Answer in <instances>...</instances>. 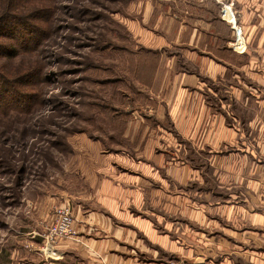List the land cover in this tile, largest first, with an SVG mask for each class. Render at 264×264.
I'll use <instances>...</instances> for the list:
<instances>
[{"label":"rangeland","instance_id":"obj_1","mask_svg":"<svg viewBox=\"0 0 264 264\" xmlns=\"http://www.w3.org/2000/svg\"><path fill=\"white\" fill-rule=\"evenodd\" d=\"M172 2L0 0V264H18L22 251L42 254L40 235L55 209L69 204L75 216L101 212L109 187L123 193L135 188L139 200L124 206L120 196L121 210L152 221L160 236L183 249H198L204 239L212 259L229 253L231 231L256 223L252 213L261 219L264 129L258 105L242 114L248 119L239 125V144L221 150L185 143L169 116L174 104L165 96L182 57L174 58L173 48L156 50L155 36L180 34ZM225 3V17L234 22L227 5L235 12L236 0ZM254 59L257 73L264 57ZM171 165L190 166L204 179L174 185L166 178ZM227 209L237 213L234 221L222 213ZM222 236L227 239L220 249ZM158 251L160 261L184 263L174 252Z\"/></svg>","mask_w":264,"mask_h":264},{"label":"crops","instance_id":"obj_2","mask_svg":"<svg viewBox=\"0 0 264 264\" xmlns=\"http://www.w3.org/2000/svg\"><path fill=\"white\" fill-rule=\"evenodd\" d=\"M226 1L173 0L171 19H179L176 14L181 16L180 34L155 36L156 50L173 48L174 58L182 57V70L174 75L171 94L169 91L165 96L166 103L174 104L169 116L187 140L185 143H208L213 145L211 150L239 144L238 136L242 133L239 125L245 126V119H248L242 114H249L251 108L253 111L255 104L262 111L261 129H264V97H261L264 69L257 73L253 70L254 56L260 55L261 61L264 57V0H246L245 7L239 6L241 1L236 0L235 12L228 4L234 22L225 17ZM240 39L244 49H240ZM173 64L174 60L168 62L171 72L175 69ZM166 73L165 83L169 75L167 70ZM158 78L162 79L163 75ZM255 83L260 90L258 96L253 94ZM249 124L253 125V121ZM201 174H192L190 166L171 165L166 178L173 184L183 185L203 181ZM153 179L157 182L156 176ZM107 189L102 193L101 212L78 211L75 216L80 232L77 241L60 242L39 255H32L29 250L25 251L29 253L26 255L22 251L23 256L16 259H19L18 264H167L158 260V247L176 253L184 262L182 264H264V213L259 221L252 213L249 217L256 223L245 224V230L240 233L231 231L229 238L235 244H230L229 253L217 252L219 258L212 259L208 257L212 254L207 255L205 251L204 239L199 240L198 249H183V245L180 247L167 236H160L152 221L121 210L120 196L125 200L124 206L139 200L135 188L125 193L120 188H116L117 191H110L112 187ZM232 189V186L228 188L230 199L234 197ZM222 213L231 221L237 214L228 209ZM50 219L54 220L53 215ZM223 239L227 238L222 236L217 243L220 249L225 246Z\"/></svg>","mask_w":264,"mask_h":264},{"label":"built area","instance_id":"obj_3","mask_svg":"<svg viewBox=\"0 0 264 264\" xmlns=\"http://www.w3.org/2000/svg\"><path fill=\"white\" fill-rule=\"evenodd\" d=\"M171 2L172 0H159ZM80 237L79 228L73 208L63 204L55 209L53 223L41 235L43 250L54 248L63 241H77Z\"/></svg>","mask_w":264,"mask_h":264},{"label":"bare ground","instance_id":"obj_4","mask_svg":"<svg viewBox=\"0 0 264 264\" xmlns=\"http://www.w3.org/2000/svg\"><path fill=\"white\" fill-rule=\"evenodd\" d=\"M229 10V9H228ZM228 10L225 11L226 16L228 15ZM234 18V17H233Z\"/></svg>","mask_w":264,"mask_h":264}]
</instances>
